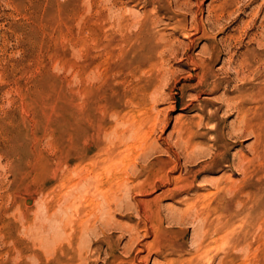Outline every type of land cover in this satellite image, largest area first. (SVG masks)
<instances>
[{
  "label": "rangeland",
  "instance_id": "rangeland-1",
  "mask_svg": "<svg viewBox=\"0 0 264 264\" xmlns=\"http://www.w3.org/2000/svg\"><path fill=\"white\" fill-rule=\"evenodd\" d=\"M0 264H264V0H0Z\"/></svg>",
  "mask_w": 264,
  "mask_h": 264
},
{
  "label": "bare ground",
  "instance_id": "bare-ground-1",
  "mask_svg": "<svg viewBox=\"0 0 264 264\" xmlns=\"http://www.w3.org/2000/svg\"><path fill=\"white\" fill-rule=\"evenodd\" d=\"M153 15V14H152ZM221 58V57H220ZM233 65V64H232ZM224 72V71H223ZM238 72V71H237ZM234 73V72H233ZM239 74V73H238ZM240 75V74H239ZM238 75V76H239ZM235 76V75H234ZM246 76V75H245ZM228 79V78H227ZM230 79V78H229ZM238 79V78H237ZM202 83V82H201ZM213 84V83H212ZM204 86V85H203ZM212 86H214V85H212ZM222 88V87H221ZM229 88V87H228ZM227 91V90H226ZM231 93V92H230ZM232 93H234V92H232ZM232 95V94H231ZM243 97V96H242ZM224 98V97H223ZM229 98V97H228ZM263 98V97H262ZM231 99V98H230ZM235 99V98H234ZM256 99V98H255ZM221 100V99H220ZM233 100V99H232ZM242 100V99H241ZM222 101V100H221ZM227 101H228V99H227ZM235 101H237V100H234L233 102H235ZM255 101H257V100H255ZM245 102V101H244ZM243 101H240L238 104H236L235 105V108L239 111L238 113H240V112H242V110H243V103H244ZM251 102V101H250ZM254 102V101H253ZM225 103H226V99H225ZM228 103V102H227ZM230 103V102H229ZM221 104V102L219 103V105ZM245 104H248V103H245ZM222 105H224V104H222ZM226 106H227V108H231V105L230 104H226ZM226 106H225V108H226ZM221 109V108H220ZM247 109V108H246ZM245 109V110H246ZM223 110V109H222ZM233 110V109H232ZM235 110V109H234ZM244 110V111H245ZM209 111H211V110H209ZM224 111V110H223ZM223 111H222V113H223ZM243 111V112H244ZM212 112V111H211ZM230 112V111H229ZM234 112V111H233ZM248 112V111H247ZM220 113V112H219ZM221 113V114H222ZM252 113V112H251ZM208 114H210V112L208 113ZM226 114V113H225ZM228 114V113H227ZM230 114V113H229ZM243 114V113H242ZM248 115V114H247ZM243 116V115H242ZM213 115H209V118H208V120H211V119H213ZM218 117V116H217ZM232 117V116H231ZM238 117V116H237ZM241 117V116H240ZM239 118V117H238ZM243 121H244V118H243ZM204 122V121H203ZM210 122V121H209ZM199 123V122H198ZM200 123H201V121H200ZM245 123V122H244ZM202 124V123H201ZM203 125V124H202ZM219 125V124H218ZM223 125V124H222ZM240 125V124H239ZM179 126V125H178ZM200 126V125H199ZM205 126V125H204ZM210 126H212V125H210ZM215 126H216V124H215ZM192 127V126H191ZM194 127V126H193ZM197 127H198V125H197ZM213 127H214V125H213ZM236 127H237V125H236ZM247 127V126H246ZM189 128H190V126H189ZM201 128V127H200ZM196 130H197V128H195ZM194 129V130H195ZM212 129V128H211ZM224 129V128H223ZM226 129V128H225ZM236 129V128H235ZM240 129H242L241 127H240ZM245 129V128H244ZM188 130V129H187ZM198 130H199V128H198ZM206 130V129H205ZM230 130H232V129H230ZM238 131H239V129H237ZM236 130V131H237ZM179 131H181V132H183L184 131V129L183 130H181V129H179ZM208 131V130H207ZM237 131V132H238ZM242 131V130H241ZM245 131V130H244ZM187 132V131H186ZM189 132V131H188ZM187 132V133H188ZM191 132V131H190ZM212 132V131H211ZM219 132H220V130H219ZM234 132H235V130H234ZM236 132V133H237ZM187 133H185V134H187ZM230 133V132H229ZM179 134V133H178ZM192 134H194V133H192ZM206 134V133H205ZM208 134H209V131H208ZM216 134V133H215ZM231 134V133H230ZM241 134V133H240ZM240 134H238V135H240ZM181 135V134H180ZM183 135V134H182ZM188 135V134H187ZM187 135H185V136H187ZM194 135H196V134H194ZM185 136H184V138H185ZM189 137L191 136V135H188ZM208 136V135H207ZM215 136V135H214ZM228 136V135H227ZM226 136V137H227ZM232 136V135H231ZM235 136H236V134H235ZM189 137H187V138H189ZM204 137H206V136H204ZM213 137V136H212ZM228 137H230V136H228ZM242 137V136H241ZM199 138H201V137H199ZM203 138V137H202ZM210 138V137H209ZM222 138H223V136H222ZM225 138V137H224ZM232 138V137H231ZM190 139V138H189ZM197 139V138H196ZM204 139V138H203ZM214 139V138H213ZM229 139V138H228ZM234 139V138H233ZM238 139V138H237ZM181 140H183V139H181ZM191 140V139H190ZM189 140V141H190ZM195 140V139H194ZM235 140V139H234ZM188 141V142H189ZM193 141V140H192ZM214 141V140H213ZM185 142H186V140H185ZM231 142V141H230ZM234 142V141H233ZM225 143V142H224ZM196 145V144H195ZM178 146V145H177ZM215 146V145H214ZM218 146V145H217ZM187 147V146H186ZM188 147H189V143H188ZM187 147V148H188ZM193 147V146H192ZM180 149V148H179ZM189 149V148H188ZM215 149V148H214ZM181 150V149H180ZM183 150V149H182ZM189 150H194V148L192 149H189ZM203 150V149H202ZM217 150V149H216ZM152 151V150H151ZM211 151V150H210ZM209 151V152H210ZM182 152V151H181ZM145 153V152H144ZM184 153V152H183ZM185 153H188V152H185ZM219 153V152H218ZM192 154V153H191ZM145 155V154H144ZM181 155V154H180ZM195 155V154H194ZM201 155V154H200ZM204 155V154H203ZM209 155V154H208ZM207 155V156H208ZM218 155V154H217ZM113 156V157H112ZM212 156V155H211ZM214 156H216L215 154H214ZM181 157V156H180ZM201 157V156H200ZM199 157V158H200ZM204 157V156H203ZM209 157V156H208ZM213 157V156H212ZM217 157V156H216ZM215 157V158H216ZM116 156L115 155H113V152H110L109 153V158H108V161L106 162V164H108V167H106V169H105V171L104 172H106V173H108V174H110V172H111V170H112V168L118 163V162H116ZM184 159V158H183ZM182 159V160H183ZM204 159H208V158H205L204 157ZM212 159V158H211ZM217 159V158H216ZM187 160V159H186ZM192 160H193V158H192ZM201 160V159H200ZM208 161V160H207ZM228 161V160H227ZM188 162H189V160H188ZM198 162V161H197ZM212 161H210V163H211ZM219 162H222L223 163V159H220V161ZM225 162V161H224ZM196 163V162H195ZM205 163V162H204ZM120 164H122L123 165V163H121L120 162ZM119 164V165H120ZM190 164V163H189ZM209 164V163H208ZM212 164V163H211ZM118 165V164H117ZM205 165V164H204ZM241 165V164H240ZM209 166V165H208ZM195 167V166H194ZM226 167V166H225ZM120 168H122V167H120ZM119 168V169H120ZM202 168V167H201ZM209 168H211V167H209ZM209 168H206V169H209ZM242 168V167H241ZM240 168V169H241ZM246 168V167H245ZM251 168V167H250ZM262 169V168H261ZM203 170H204V168H203ZM202 170V171H203ZM245 170V169H244ZM233 171V170H232ZM243 171V170H242ZM246 172V171H245ZM244 172V173H245ZM89 176V175H88ZM245 176H246V174H245ZM199 177V176H198ZM89 178V177H88ZM92 178V177H91ZM95 178V177H94ZM86 179V178H85ZM84 181H87V180H84ZM220 181V180H219ZM218 181V182H219ZM97 182H99V181H97ZM126 182V181H125ZM218 182L216 183L217 185H218ZM221 183V182H220ZM227 183V182H226ZM84 184H86V183H84ZM126 184V183H125ZM88 185V184H87ZM127 185V184H126ZM126 185H124V184H121V185H118V187H117V189H120V188H122V187H124V188H126V187H128V186H126ZM129 185V184H128ZM207 185V184H206ZM224 185H225V183H224ZM223 185V186H224ZM233 185V184H232ZM231 185V186H232ZM193 186V185H192ZM222 186V187H223ZM228 186H230V184L228 185ZM222 187H220V186H218V189H217V191H218V193H217V195H219V194H227V193H229L230 191H231V188H222ZM226 187V186H225ZM113 188V187H112ZM115 188V187H114ZM215 188H216V185H215ZM238 188H236V190H237ZM232 190H233V188H232ZM229 191V192H228ZM142 192V191H141ZM233 194V193H232ZM215 196V195H214ZM199 197V196H198ZM198 197H197V199H198ZM203 197V196H202ZM231 197V196H230ZM199 198H201V197H199ZM198 201H199V199H198ZM200 202H201V200H200ZM199 202H197L196 204H198ZM109 206H112V203L111 202H108L107 203ZM189 205H191V204H189ZM189 207V206H188ZM193 207V205H191L189 208H192ZM195 207V206H194ZM195 209V208H194ZM204 210V209H203ZM203 210H201V211H203ZM210 210V209H209ZM207 213V212H206ZM194 215V214H193ZM209 215V214H208ZM198 217V216H197ZM206 217H207V215H206ZM203 218V219H201L202 221H204V222H208V218ZM209 217V216H208ZM199 219V218H198ZM238 219V217L237 216H231V217H226L225 219H223V218H220V219H218V222L221 224H230V223H232V222H234V221H236ZM239 220V219H238ZM196 221H198V220H196ZM214 221V220H213ZM204 222H202V224H204ZM210 223V222H209ZM219 224V225H220ZM209 225V224H208ZM219 227V226H218ZM223 227V226H222ZM208 234V233H207ZM209 235V234H208ZM205 240V239H204ZM222 242V241H221ZM207 243V242H206ZM205 243V244H206ZM223 243H225V241L223 242ZM222 243V244H223ZM221 244V245H222ZM224 246H225V244H223ZM203 246H205L204 244H203ZM227 246V245H226ZM200 249H201V247H200ZM205 250V249H204ZM217 250V249H216ZM203 251V249H201V252ZM218 252H220L221 250H217ZM222 251H224L223 249H222ZM203 252H206V250L205 251H203ZM209 252V250H207V252L206 253H208ZM211 252H212V250H211ZM205 253V254H206ZM210 253V252H209ZM208 253V254H209ZM200 254V253H199ZM205 259V258H204ZM203 259V260H204ZM142 260V259H141ZM199 260V259H198ZM143 261V260H142Z\"/></svg>",
  "mask_w": 264,
  "mask_h": 264
}]
</instances>
